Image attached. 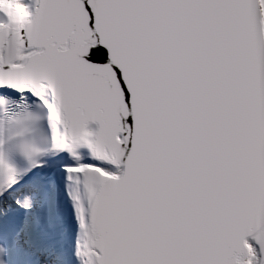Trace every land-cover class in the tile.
Listing matches in <instances>:
<instances>
[{"label":"snow or ice","instance_id":"obj_1","mask_svg":"<svg viewBox=\"0 0 264 264\" xmlns=\"http://www.w3.org/2000/svg\"><path fill=\"white\" fill-rule=\"evenodd\" d=\"M0 264H264V0H0Z\"/></svg>","mask_w":264,"mask_h":264}]
</instances>
